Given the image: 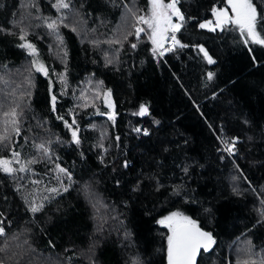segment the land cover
<instances>
[{
    "label": "trees",
    "instance_id": "1",
    "mask_svg": "<svg viewBox=\"0 0 264 264\" xmlns=\"http://www.w3.org/2000/svg\"><path fill=\"white\" fill-rule=\"evenodd\" d=\"M253 2L264 13V0ZM54 3L0 0V135L13 108L20 129L16 135L7 126L10 147L0 145V157L10 159L15 149L21 163L38 161L13 176L0 171V260L167 264L170 233L157 220L177 210L215 241L197 264H262L264 46L246 45L233 25L199 28L213 7L229 12L227 0H180L185 22L176 36L189 47L167 51L166 41L163 56L153 54L145 33L123 39L135 31L129 9L144 14L148 0H70L59 11ZM52 20L62 42L47 27ZM21 28L47 76L18 46ZM141 105L147 115L138 114ZM233 138L229 155L222 141ZM32 201L42 210L32 213Z\"/></svg>",
    "mask_w": 264,
    "mask_h": 264
},
{
    "label": "snow or ice",
    "instance_id": "2",
    "mask_svg": "<svg viewBox=\"0 0 264 264\" xmlns=\"http://www.w3.org/2000/svg\"><path fill=\"white\" fill-rule=\"evenodd\" d=\"M180 4V0H148V10L141 15H137L136 11L129 9L131 16L135 20V24L133 25L135 31L128 32L123 36V39L126 41L128 36L135 35L136 40L139 41L141 33H145L148 35V39L151 41L153 48V54L163 56L164 52L161 49H164V45L166 41H171L172 46L166 49L167 51H173L176 47L179 48H187L189 45L181 43V41L177 38L176 33H178L184 25L185 16L181 11L178 5ZM227 5L231 9V15L225 8H212V15L215 17V22L212 20H207L203 23H200L198 26L201 29H208L209 31H216L217 28L223 30L226 25H233L236 29L239 30L241 37L244 38V43L247 45L249 42L252 44H257L260 46H264V27L258 28V25L261 22H264V13L258 12L257 6L254 4L253 0H227ZM58 11L61 9H69L70 8V0H55L53 4ZM173 17H175L179 23L173 22ZM67 19L66 16L60 17V22ZM141 25L146 26L142 27ZM67 27L68 25H64ZM47 27L50 31L56 33L57 39H61L57 30V21L52 20L47 24ZM75 31V28L72 29ZM0 31H4L3 28H0ZM171 33V35H169ZM27 33L23 28L20 29L19 39L23 41L20 45L21 48H26L29 51V54L33 56H38L37 49L34 44L26 40ZM62 42V39H61ZM109 43H120L119 40L109 41ZM131 47L135 49L137 47L136 43H132ZM199 48V51L203 53L204 59L208 64H214L215 60L208 54L203 46H196ZM108 63H112L111 60ZM32 65L35 67L37 72H43L45 76L48 75L47 69L44 65L39 62L38 59H34L32 61ZM214 77L213 72L207 73V79L211 81ZM110 95V92L109 94ZM56 97H52V106L53 111H55ZM109 107L112 105L109 103ZM139 115H147L148 109L145 105H141L139 109ZM18 113L15 108H13L10 112L4 113L5 120V134L0 135V145H3L5 148L10 147L11 138L7 135V126H12V131L16 134H20V129L18 126ZM62 119V117H58ZM109 119L115 120L114 113L109 114ZM158 123V122H157ZM72 124H76L75 119H73ZM65 125L72 128V125L68 124L65 121ZM137 131H140L137 129ZM145 135H148V132L145 130ZM72 139L76 144L80 143V140L77 136V130L72 131ZM118 139V138H117ZM238 142V138H233L231 141H222L224 143V151L228 152L229 155H234L236 143ZM41 149L45 155L48 154V149L40 144L37 146ZM20 152L15 149H11V158L0 157V171L3 173L13 176L16 172H25L29 171L28 167L31 164L37 163L38 161L35 159L27 160L21 163L20 160ZM19 164L20 167H13V164ZM125 167L128 166L127 162L124 164ZM59 172L64 173L69 182H71V175L67 173L66 169L60 168L57 165ZM238 168V166H237ZM185 173L188 172V168L185 167L183 169ZM242 174V173H241ZM60 180L59 177H57ZM235 179V177H233ZM33 183H37L33 181ZM62 183V181H61ZM67 186L64 187V191H67ZM52 193H58L59 190L57 188L49 189ZM235 191V189H234ZM47 199V197L45 198ZM27 202V201H26ZM43 208L42 204L37 205L35 201L30 203L29 210L32 213H37L41 211ZM2 215V214H0ZM264 215V213H262ZM159 223L169 230V235L167 236V260L168 264H196V258L200 254V250L203 249L205 252L209 251L211 246L215 243L213 240L212 234L209 232L202 231L200 227L197 225L196 221L190 219L189 217L183 215L180 212H174L169 216L164 217L159 221ZM3 224V220H0V225ZM5 229L3 226H0V237L5 236ZM5 249H0V251H4ZM0 264H4L3 260H0ZM243 264H248V261H243ZM264 264V262H262Z\"/></svg>",
    "mask_w": 264,
    "mask_h": 264
},
{
    "label": "rangeland",
    "instance_id": "3",
    "mask_svg": "<svg viewBox=\"0 0 264 264\" xmlns=\"http://www.w3.org/2000/svg\"><path fill=\"white\" fill-rule=\"evenodd\" d=\"M165 2H168L167 0H165ZM216 8H219V7H216ZM232 13H231V9H230V11H229V15H231ZM207 20H212L213 22H215V17L212 15V17L210 18V19H204V21L203 22H205V21H207ZM173 22L174 23H179L178 21L176 22V18L175 17H173ZM203 22H201V23H203ZM206 29V28H205ZM208 30V29H207ZM21 48V47H20ZM22 50H23V52H25V53H27V54H29V51L26 49V48H21ZM29 55H31V54H29ZM32 57H34V59H38L39 60V62H41V59L39 58V56H33V55H31ZM42 63V62H41ZM43 73V72H42ZM109 105V102H108V99L106 100V106H107V109H108V111L106 112V115L109 117V114H112V112L114 111V108H113V105H112V107H109L108 106ZM11 158V157H10ZM15 164V163H14ZM14 164H13V166H14ZM174 212H180V213H183V215H185V216H187V213L184 211V212H181V211H177V210H171L170 212H167V213H165L164 215H162V216H160L159 218H158V220L157 221H160L161 219H163L164 217H166V216H169V215H171L172 213H174ZM163 226V225H162Z\"/></svg>",
    "mask_w": 264,
    "mask_h": 264
},
{
    "label": "water",
    "instance_id": "4",
    "mask_svg": "<svg viewBox=\"0 0 264 264\" xmlns=\"http://www.w3.org/2000/svg\"><path fill=\"white\" fill-rule=\"evenodd\" d=\"M200 229H201V228H200ZM202 231H203V230H202ZM205 232H206V231H205ZM211 248H212V246H211ZM211 248L209 249V251L211 250ZM209 251H207V252H209ZM201 252H205V251H204L203 249H201V250H200V253H201ZM198 257H199V255H198L197 258H196V264L198 263V260H199ZM165 260H166V262H167V264H168L167 254L165 255Z\"/></svg>",
    "mask_w": 264,
    "mask_h": 264
},
{
    "label": "built area",
    "instance_id": "5",
    "mask_svg": "<svg viewBox=\"0 0 264 264\" xmlns=\"http://www.w3.org/2000/svg\"><path fill=\"white\" fill-rule=\"evenodd\" d=\"M167 44H168V46H169V47H171V46H172V44H171V41H170V40L167 42Z\"/></svg>",
    "mask_w": 264,
    "mask_h": 264
}]
</instances>
